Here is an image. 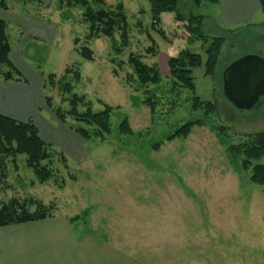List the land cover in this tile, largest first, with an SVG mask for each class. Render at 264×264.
Wrapping results in <instances>:
<instances>
[{"label": "rangeland", "instance_id": "374dc122", "mask_svg": "<svg viewBox=\"0 0 264 264\" xmlns=\"http://www.w3.org/2000/svg\"><path fill=\"white\" fill-rule=\"evenodd\" d=\"M104 1V8L124 6L128 46L118 47V52V32L113 39L100 36L86 41L89 23L80 5L50 1L48 13H41L43 19L56 23L57 37L50 42L26 39L19 28L7 24L14 60L40 78L43 99L50 97L52 108H48L54 116L55 109H68L67 94L62 91L67 68L65 81L93 111L102 110L104 104L114 109L111 132L102 141L84 140L70 127L85 125L66 117L64 126L73 135L69 146L50 145L47 164L53 175L44 183L27 166L25 155L0 156V203L15 199L29 212L40 204L53 205V214L79 216L89 232L104 236L120 252L121 264H264V185L252 182L251 171L243 170L240 158L226 150L244 134L264 131V95L250 110H240L222 93V73L228 64L246 54L264 58V24L253 25L263 17L222 31L214 19L216 4L197 6L191 0H179L180 13L208 15L204 33L226 40L212 75H204L203 65L192 70L195 94L218 105V115L204 119L200 111L191 110L190 91L178 88L171 93L165 80L168 56L187 46L183 23L175 21L174 13H163L164 39L150 28L147 0ZM88 2L98 9L99 5ZM6 3L13 10H39L25 0ZM151 39L155 54L146 51ZM84 45L92 50L91 61L79 54ZM198 46L190 48L199 50ZM129 53L158 68L163 78L159 87L139 85L127 63ZM50 74L55 76L52 84ZM146 91L161 98L154 114L143 103ZM123 118L132 129L130 135L118 133ZM198 118L205 124L193 125L186 137L165 140L177 127ZM220 126L225 128L223 134L214 130ZM156 143L160 145L154 148Z\"/></svg>", "mask_w": 264, "mask_h": 264}, {"label": "trees", "instance_id": "16d2710c", "mask_svg": "<svg viewBox=\"0 0 264 264\" xmlns=\"http://www.w3.org/2000/svg\"><path fill=\"white\" fill-rule=\"evenodd\" d=\"M67 6L80 5L84 8V20L89 23L86 41L93 38L104 36L113 39L115 32L119 33L120 45L118 47L128 46V24L122 3L116 6L104 8V0H91L92 3L99 5L94 10L90 7L88 0H58ZM150 7V28L160 37L166 39V34L161 27V15L165 12L174 13L176 22L183 23L187 34L186 47L170 56L167 60L168 76L165 79L170 85V91L173 93L178 88L187 89L192 96L189 98L191 110L200 111L204 119L210 116L218 115V105L216 101L201 100L195 94V84L192 77V70L203 65L204 75H212L220 63L221 50L226 40L221 35H208L204 33L203 26L205 16L202 14H187L184 16L177 9L179 0H147ZM194 5L199 6L201 3L215 4L219 0H191ZM0 9L7 10L5 0H0ZM7 23L0 19V79L9 81H25L20 71L13 65L10 60L11 45L7 34ZM154 41L146 48L148 54H155ZM198 44L200 52L204 54V60L199 50H193L190 47ZM197 48V49H198ZM80 56L88 61L92 60V50L88 45H84L79 50ZM127 63L132 66L138 83L141 87L154 85L159 87L162 76L156 66L144 63L140 55L128 54ZM5 67L6 70H3ZM70 69H65L62 91L67 94L65 98L68 103V109L62 111L60 108L55 109L54 114L57 120L66 124V117H71L75 121L85 125V127H70L84 140L98 139L104 140L111 132L110 115L113 107L104 104L102 110L95 112L91 104L85 101L83 96L73 93L70 83L65 81ZM78 79V72L74 73ZM54 75L48 76L49 83H53ZM146 98L143 103L149 108L150 113H155L160 102V96L154 91H146ZM47 107L52 108L50 97L44 98ZM174 101V100H173ZM82 106L83 110L79 111L78 107ZM203 118L187 121L177 127L165 140H173L176 137H186L193 125H204ZM218 134H223L224 127H214ZM118 133L121 135L132 134V129L126 118H123L118 125ZM51 144L45 143L39 136V132L32 120L17 121L12 117L0 114V156L14 157L22 154L26 156V164L33 171L38 182L44 183L52 178L53 172L48 166L47 161L51 160L49 151ZM159 143H156L158 147ZM226 150L235 158H240V165L243 170H250V180L258 185H264V131L244 134L243 138L237 144H228ZM65 163L66 159L63 154H59ZM46 162V163H45ZM53 209L55 206L51 205ZM45 208L40 204L36 210L29 212L24 205H19L17 200L13 199L8 203H0V227L21 224L51 217L52 207ZM75 216L74 219H79Z\"/></svg>", "mask_w": 264, "mask_h": 264}, {"label": "crops", "instance_id": "0c3cea01", "mask_svg": "<svg viewBox=\"0 0 264 264\" xmlns=\"http://www.w3.org/2000/svg\"><path fill=\"white\" fill-rule=\"evenodd\" d=\"M50 1L25 0L39 9L32 13L7 5V10L0 9V19L19 28L26 39L53 41L56 23L42 17L43 12L48 13ZM215 4L214 19L221 23L222 31L236 30L260 16L263 20L252 23L264 24V0H219ZM204 16L206 20L208 15ZM12 52L10 60L25 81L0 79V114L17 121L32 120L45 143L69 146L73 133L46 106L40 78L14 60ZM74 217L54 213L45 219L0 227V264H121L120 252L104 236L89 232L84 220Z\"/></svg>", "mask_w": 264, "mask_h": 264}, {"label": "water", "instance_id": "95a60500", "mask_svg": "<svg viewBox=\"0 0 264 264\" xmlns=\"http://www.w3.org/2000/svg\"><path fill=\"white\" fill-rule=\"evenodd\" d=\"M222 93L235 108L250 110L264 95V58L246 54L226 66Z\"/></svg>", "mask_w": 264, "mask_h": 264}]
</instances>
